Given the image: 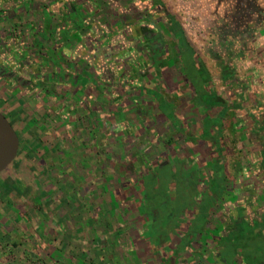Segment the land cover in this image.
I'll use <instances>...</instances> for the list:
<instances>
[{"label":"crops","instance_id":"1","mask_svg":"<svg viewBox=\"0 0 264 264\" xmlns=\"http://www.w3.org/2000/svg\"><path fill=\"white\" fill-rule=\"evenodd\" d=\"M124 1L0 0V63L17 80L45 81L17 98H26L33 125L43 106V120L59 130L41 140L45 167L79 172L71 186L86 212L82 219L76 214L84 235L92 206L97 228L90 232L99 229L103 192L115 207L112 191L143 176L144 188L157 195L156 173L167 168L177 218H189L178 264L183 255L191 264H264V0H219L234 2L220 17H230L235 30L217 37V82L191 60H199L191 46L180 47L166 20L172 14L159 2L147 9V0L137 8L135 0ZM34 61L44 66L36 71ZM55 107L64 115L57 122ZM13 113L5 117L16 131ZM101 172H111L102 189ZM175 191L194 198L188 203ZM58 193L54 200L65 209Z\"/></svg>","mask_w":264,"mask_h":264},{"label":"rangeland","instance_id":"2","mask_svg":"<svg viewBox=\"0 0 264 264\" xmlns=\"http://www.w3.org/2000/svg\"><path fill=\"white\" fill-rule=\"evenodd\" d=\"M127 1L128 0H125L124 2ZM158 2L161 4V8L165 12L172 14V17L182 29L186 44L191 46L194 52H197V58L199 60H196V58H191V60H194L195 62L198 61L203 65L207 73L217 82L219 75L218 65H216L215 60L219 49L216 46L217 37L223 32H226L223 33L226 35L233 34V31L235 30V23L230 17H220V9L232 8L234 2H232V6H229L227 3L224 4L221 1L222 4L219 0H158ZM261 6L264 10V3H261ZM153 8L154 6L147 9ZM228 22H230V25ZM212 41L215 42L212 43ZM232 42L233 41H231V43ZM37 45L39 47L43 46L41 41L40 44L37 43ZM226 52L229 53L228 51ZM46 54L48 55L49 53ZM230 55L234 54L231 53ZM183 57L185 58L184 55L180 56V61H182L181 67H183L185 73L189 76L190 73L187 72L189 65L185 66V62L182 60ZM227 59L228 58H226V60ZM233 61V59L230 60V63ZM54 86L59 87L60 84ZM7 87L6 84L4 85V82H0V110L4 114H9L10 111L14 112L13 115H9V117L10 121L16 126V131L19 137V152L16 160L0 175V257L1 260H3L2 264H7L5 255L10 250V243L12 240L17 241L19 244L24 243L23 246L12 249L14 254V264H46L38 259L40 256L38 253L39 251L33 250L32 240L25 242L20 235L22 232L21 224L25 223L31 225L36 217L41 221L44 220L50 227L55 226L53 224V220H55L56 223L61 225V228L64 231L62 236L63 242L59 247L61 250L59 264H70L67 260L68 256L80 257L81 259L84 258L85 255L81 251V241L85 239L84 241L90 242L97 236L100 238H105L106 236L110 247L104 253L98 255L95 264H146L142 261V252L133 239L134 236H136L135 238H138V236L140 237L139 231L137 230L139 224H135L127 219V222L131 225L127 233H110L107 229L114 225L113 219L115 213L113 212L107 211L106 214H104L105 212L101 214L99 213L102 217L99 218L98 231L96 230L95 232L86 233L84 238L80 237L82 240L79 239V241H77L82 229L78 223L75 224V227H72L69 219L72 215L76 216V214L79 219L86 216V212H84L85 210L81 209V201L77 198L78 196H76L74 187L71 186L77 183V175L80 178L79 172H48V179L51 185L56 190L58 189L54 194L57 196L60 189H62L61 191H66V193H68L67 197L65 196V193H63L64 196L62 195V192L58 193L60 196H63L62 199L65 200V210L68 212L67 214L63 212L57 214L58 199L57 202L49 200L46 204L41 202L42 194L39 190L40 186L34 181L33 172L38 165L43 167L45 164L42 160L43 146L41 140H47L52 136L54 137L56 132L58 134L59 130L55 126V128H53V122L43 120L47 115V113H45L46 108L43 106L38 110L34 117L38 126L33 125L31 122L32 116H29L27 113L28 107L26 105V98L24 99L25 103L18 99L21 96L17 95L16 98L18 97V100H16L15 97H12L15 94L14 90L9 89L12 91L7 92ZM223 87L224 86H222V88ZM11 100L13 101V105H10ZM56 108L57 107H55V109ZM62 116L64 115L60 114L59 111L57 117L55 116L57 119L56 122L59 121ZM109 173L111 175V172H103L102 175H100V181L98 182L100 189H102L103 186L107 187L108 184H111V182L108 181ZM156 175L161 178V180L158 178V181L162 184L160 192H166L168 180L170 181L173 178V173L167 170V168H163V171L157 172ZM181 176L180 172H178V179H181ZM92 179L94 180V177ZM175 193L177 192L175 191ZM107 194L106 192H103V202L105 203L104 205L109 206V204L106 203V201L108 202L109 200V195ZM7 197H10L13 200H22V202L25 203L20 206L18 212H13V209L8 211L4 201ZM193 198V195L183 197L188 203H190L189 201L193 200ZM92 207L93 209H89L92 210L90 211L89 216H93L94 219L96 218V209L94 206ZM20 212L23 214L22 216H20ZM43 224L44 222H42V225ZM43 238L46 241L48 240L47 237ZM168 243L169 240H166L164 245L170 246ZM147 261H151L150 258H148L146 262ZM177 261L178 259H176L175 264H178ZM189 261L188 258L183 255L180 257L181 263L179 264H191V261ZM169 264L174 263L169 262Z\"/></svg>","mask_w":264,"mask_h":264},{"label":"trees","instance_id":"3","mask_svg":"<svg viewBox=\"0 0 264 264\" xmlns=\"http://www.w3.org/2000/svg\"><path fill=\"white\" fill-rule=\"evenodd\" d=\"M156 2H158V0H147V7L151 8L155 6ZM143 4L144 2L141 0H135L133 2L135 8H137L139 5L140 7H142ZM158 6L161 7V4L158 3ZM96 8L99 9V7ZM166 20L167 24H169V31L174 36L175 40L180 43V47L185 46V48L188 49V46L184 41L182 29L179 27L175 19L172 16L168 15ZM152 45L154 44L151 43L150 46ZM34 65L36 71L39 70L40 67L44 66L43 63L39 64V62L37 61H34ZM165 66V63L161 64V67L163 69ZM37 91L40 90L38 89ZM56 111H58V108L56 109ZM58 113L59 111H54L55 116H57ZM48 175V169L45 167V165L43 167L38 165L36 170L33 172L34 181L38 186H40V188H38L40 190V193L42 194L41 202L44 204H46L49 200L57 202V199L54 200V197L56 195H53V191L55 190V188L51 185L48 179ZM142 177L143 176H141L140 178L136 177L135 180H130L132 182H130V184H123L125 183L123 182L120 186V190L112 191L113 197L116 201L115 207H110L108 205H104L103 207L101 205L98 211L100 214L104 212V214H106L107 211L115 213V217L113 219L114 225L110 226L109 229L106 228L110 233H127L128 229H130L131 226L129 222H127V219L129 221L131 220L135 224H139L137 230L139 231L140 237L138 236V238H135L136 236H134L133 239L135 244L138 246V248H140L142 252L141 258L144 263L169 264L170 262L175 264L176 259L178 258L179 251H187V243L185 244L182 241L186 240L187 238L185 232L187 226L184 225V222H186L187 220L189 221V218L187 217V215H184L181 219L177 218L181 213V209L178 208V204L176 202L177 196L173 192L166 191L160 192L157 195H155L154 193L150 195L149 189L147 190L146 188H144L146 180H148L149 177ZM178 194H180V197L183 195L181 192ZM147 196L150 197V199L146 198ZM4 201L8 211L13 209V212H18L20 206L25 203L22 202V200H13L10 197L5 198ZM59 212H63L65 214L68 213L63 207L61 209H58L57 214ZM19 214L20 216L23 215L21 212ZM87 220L89 221V223H87L88 232H90L92 229L97 228L96 222L90 219V216H88ZM172 220H174V222ZM69 221L72 227H75L77 221L76 216L72 215ZM42 222H44L43 225ZM53 224L55 226L50 227L45 223L44 220H39L38 217L34 219V222L31 223V225H27L25 223L21 224V238H23L25 242L32 240L33 250L39 251L38 253L40 256L38 259L46 264H59V257L61 253L59 247L63 242L62 236L64 231L62 230L61 225L56 223L55 220H53ZM162 227H164L163 235L165 241L169 240L168 244L170 246L163 245L161 247H158V245L156 244V241L161 237L160 230ZM43 237H47L48 240L46 241ZM80 237L84 238V234L81 233L77 238V241L81 239ZM103 238L104 237L100 238L99 236H97L90 242L84 241L85 239H81V251L85 256L82 259L80 257L68 256L67 260L69 261V263L95 264V260L98 258V255H101V253H104L110 247L107 240L108 238L106 236L104 239ZM173 239H177L178 241H180L179 244L183 243L184 246H180L179 249H177V246L172 242ZM23 244L24 243L19 244L15 240L11 241L10 250L5 255L7 264H14V254L12 249L21 247L23 246ZM148 258H150L151 261L146 262ZM0 263H3L1 257Z\"/></svg>","mask_w":264,"mask_h":264},{"label":"flooded vegetation","instance_id":"4","mask_svg":"<svg viewBox=\"0 0 264 264\" xmlns=\"http://www.w3.org/2000/svg\"><path fill=\"white\" fill-rule=\"evenodd\" d=\"M139 29V28H138ZM139 30H143V29H139ZM144 31V30H143ZM150 31V30H148ZM139 32V31H138ZM149 33H153L152 31H150ZM146 39H149V36L146 37ZM13 60H15V58H13ZM16 63V62H15ZM21 63V64H20ZM26 63V60L25 59H20V62H19V65H21V67L23 68L21 70V72L24 74H27V70H26V66L23 67V65H25ZM19 68V66L16 64L14 65V72H16V69ZM74 69V68H73ZM0 82H4V85L5 83H9L7 86L8 90H6L7 92L8 91H12L14 90V93H15V96L16 95H20L21 97H24V95L28 94L29 92V89L33 86H36V89H41L42 86H39V85H44L45 84V81L44 80H37V78H33V79H30V80H26L25 77H22V80H17V76L15 75V73L13 72H9L8 69L5 68V66H3L1 63H0ZM13 73V74H11ZM9 75L13 78V80H11L10 82L7 81L8 79L6 78H9ZM7 81V82H6ZM41 87V88H40ZM35 88V87H34ZM9 89H12V90H9ZM6 92V93H7ZM23 94V96H22ZM25 99V98H24ZM0 112L5 116V114L0 110ZM57 117V116H56ZM163 230H164V227L161 228L160 232H161V237L156 241V244L158 245V247H161L164 245V243L166 242L165 241V238H164V235H163Z\"/></svg>","mask_w":264,"mask_h":264},{"label":"water","instance_id":"5","mask_svg":"<svg viewBox=\"0 0 264 264\" xmlns=\"http://www.w3.org/2000/svg\"><path fill=\"white\" fill-rule=\"evenodd\" d=\"M19 137L9 120L0 112V174L17 158Z\"/></svg>","mask_w":264,"mask_h":264}]
</instances>
